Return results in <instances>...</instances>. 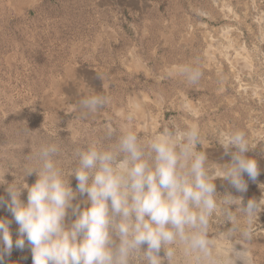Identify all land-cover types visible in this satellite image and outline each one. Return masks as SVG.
Masks as SVG:
<instances>
[{
    "label": "rangeland",
    "instance_id": "374dc122",
    "mask_svg": "<svg viewBox=\"0 0 264 264\" xmlns=\"http://www.w3.org/2000/svg\"><path fill=\"white\" fill-rule=\"evenodd\" d=\"M245 59L248 68L240 67ZM183 64L201 70L198 83L173 72ZM90 90L105 94L108 103L84 117L76 105ZM133 99L142 109L128 122L124 117ZM170 122L198 123L209 144L204 149L209 163L230 162L216 141L225 131L243 130L250 142L261 141L246 153L260 169L255 181L244 175L246 192L220 178L215 184L218 195L230 192L245 204L264 197V0H0V180L5 181L0 196L5 200L16 177L35 182V173L23 175L44 144L56 143L60 166L70 169L73 152L99 140L107 127L130 123L146 140ZM70 182L75 190L74 175ZM21 199L27 201L26 189ZM85 199L77 193L73 203L83 208ZM0 217L11 221L15 241L19 226L12 214L0 207ZM74 218L69 209L66 222ZM229 227L214 218L210 231L216 238ZM252 227L246 243L253 264H264V210ZM159 255L165 256L163 248ZM4 264H32L27 241L23 249L14 244ZM179 264L188 261L180 257Z\"/></svg>",
    "mask_w": 264,
    "mask_h": 264
},
{
    "label": "clouds",
    "instance_id": "9594fccd",
    "mask_svg": "<svg viewBox=\"0 0 264 264\" xmlns=\"http://www.w3.org/2000/svg\"><path fill=\"white\" fill-rule=\"evenodd\" d=\"M173 72L190 84L202 76L191 64ZM107 103L105 94L90 90L76 108L91 117ZM141 109L133 99L125 120L132 121ZM216 141L230 162H208L204 149L209 144L198 123L170 122L146 140L130 123L107 127L99 140L73 152L70 169L60 166L56 143L42 145L23 175L35 173V182L29 185L16 177L5 189L9 198L0 196V207H6L19 226L13 241L11 221L0 217V264L14 244L23 249L26 241L32 264H162L163 259L179 264L180 257L188 264H253L246 242L252 240L264 197L245 204L242 196L218 195L215 180L246 192L244 175L255 181L260 173L257 160L246 153L261 141L250 142L243 130L225 131ZM4 182L3 176L0 184ZM25 189L26 202L21 199ZM77 193L86 196L83 208L73 203ZM69 209L75 218L66 222ZM214 218L216 224H231L216 238L210 231ZM162 248L164 257L159 255Z\"/></svg>",
    "mask_w": 264,
    "mask_h": 264
},
{
    "label": "bare ground",
    "instance_id": "6f19581e",
    "mask_svg": "<svg viewBox=\"0 0 264 264\" xmlns=\"http://www.w3.org/2000/svg\"><path fill=\"white\" fill-rule=\"evenodd\" d=\"M240 59H241V58H240ZM240 59H239V60H240ZM241 63H242L241 66L239 65L240 67H243V68H244V67L249 66V63L247 64L246 59L243 60V61H241ZM247 68H248V67H247Z\"/></svg>",
    "mask_w": 264,
    "mask_h": 264
}]
</instances>
